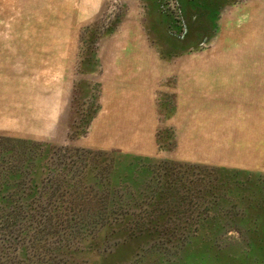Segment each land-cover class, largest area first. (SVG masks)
<instances>
[{
    "label": "rangeland",
    "instance_id": "obj_1",
    "mask_svg": "<svg viewBox=\"0 0 264 264\" xmlns=\"http://www.w3.org/2000/svg\"><path fill=\"white\" fill-rule=\"evenodd\" d=\"M177 2L0 0V264H264V20Z\"/></svg>",
    "mask_w": 264,
    "mask_h": 264
},
{
    "label": "crops",
    "instance_id": "obj_2",
    "mask_svg": "<svg viewBox=\"0 0 264 264\" xmlns=\"http://www.w3.org/2000/svg\"><path fill=\"white\" fill-rule=\"evenodd\" d=\"M178 1V7L182 10H184L185 12V16H187L188 18L191 17H195L196 14H194V12L192 11L191 5H187V4H191V3H198V4H202L204 6L205 10V17L208 18L209 16H211V13L213 12V10H216V15H220L223 11L226 12L225 15H223V23L229 24V25H235L238 27V31L239 33L242 32L243 35H241L244 39H245V31L251 32L252 31V39L253 41H259L261 39V37H259L260 34V29L264 20V0H248L247 3H245L246 0H176ZM185 3V6H180V2ZM158 2H156V4L158 5ZM187 3V4H186ZM226 10V11H225ZM230 10V11H229ZM221 12V13H220ZM262 20V21H261ZM248 25L247 28H244ZM252 26V27H250ZM252 29H250V28ZM232 30L229 31V29L224 31V39L228 36L229 37V33ZM251 34V33H250ZM249 37L248 40L251 38ZM264 39V37H263ZM252 50V49H251ZM117 51V50H115ZM118 52H124V57H128L127 59H129V61L131 62H135L134 59L137 58V54H139L143 60L145 62H147L148 64H150V70L148 71V79L151 80L152 75L154 74V70L157 69V64L156 61L153 59V57L147 52H133L132 55L126 54L129 51L128 50H118ZM227 52L230 53V51H226V55ZM250 53L253 54V56H258V48L256 49V51H249ZM0 53H2V50H0ZM131 53V52H130ZM237 55L240 54V51H236ZM122 54H120L121 56ZM2 56V55H1ZM140 57V58H141ZM230 67V66H227ZM230 71V70H229ZM132 75V74H131ZM136 75L133 74L132 77L130 78V82L132 81H136L138 78L140 79V75H138L136 78ZM135 78V79H134ZM226 78V76H225ZM124 83H127L126 78L123 77L122 78ZM243 80V78H240ZM257 79V78H256ZM253 80H255V78L253 77ZM241 81V80H240ZM243 82V81H241ZM254 88V86H253ZM238 89L240 90V92H236V94L234 96H236V98H250L252 97L253 99H255V96L259 97V93H256L253 90H250V87L247 86V88H245V90L241 91V86L238 83ZM127 90H125L126 92ZM133 93H129V95L131 96ZM110 109V108H108ZM111 110V109H110ZM112 120V114H111V118ZM108 121H110L107 118ZM3 135V134H2ZM197 158V156H196ZM198 158H201L200 156H198Z\"/></svg>",
    "mask_w": 264,
    "mask_h": 264
},
{
    "label": "trees",
    "instance_id": "obj_3",
    "mask_svg": "<svg viewBox=\"0 0 264 264\" xmlns=\"http://www.w3.org/2000/svg\"><path fill=\"white\" fill-rule=\"evenodd\" d=\"M9 182H2V183H0V191H2V190H6L7 192L10 191L9 189H11V188H10V186H8L9 185ZM5 203L8 204V203H11V201L10 200H7V201H5Z\"/></svg>",
    "mask_w": 264,
    "mask_h": 264
},
{
    "label": "water",
    "instance_id": "obj_4",
    "mask_svg": "<svg viewBox=\"0 0 264 264\" xmlns=\"http://www.w3.org/2000/svg\"><path fill=\"white\" fill-rule=\"evenodd\" d=\"M185 23L182 21V25H184ZM185 36H186V38H187V31H185V28H184V35H183V37L182 38H175V39H177V41H179L180 43H183V40H184V38H185ZM207 39L208 38H206V39H203L202 38V43H204L205 41H207Z\"/></svg>",
    "mask_w": 264,
    "mask_h": 264
}]
</instances>
